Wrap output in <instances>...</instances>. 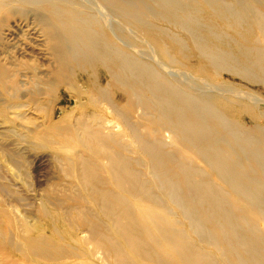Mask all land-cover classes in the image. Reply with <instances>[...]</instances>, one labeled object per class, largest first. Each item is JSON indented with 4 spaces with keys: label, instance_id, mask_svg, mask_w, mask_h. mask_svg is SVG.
Returning a JSON list of instances; mask_svg holds the SVG:
<instances>
[{
    "label": "bare ground",
    "instance_id": "6f19581e",
    "mask_svg": "<svg viewBox=\"0 0 264 264\" xmlns=\"http://www.w3.org/2000/svg\"><path fill=\"white\" fill-rule=\"evenodd\" d=\"M237 1L0 0V116L26 122L25 112L50 106L57 140L97 157L109 188L148 204L162 193L199 246L218 253L210 259L176 231L161 241L115 213L124 247L155 246L157 257H143L155 264H264V232L253 221L264 223V14ZM223 75L255 91L217 83ZM124 129L154 190L124 160ZM80 169L88 181L95 168ZM103 201L122 204L111 194ZM161 243L173 257L157 252ZM7 250L0 244V264H10Z\"/></svg>",
    "mask_w": 264,
    "mask_h": 264
},
{
    "label": "rangeland",
    "instance_id": "374dc122",
    "mask_svg": "<svg viewBox=\"0 0 264 264\" xmlns=\"http://www.w3.org/2000/svg\"><path fill=\"white\" fill-rule=\"evenodd\" d=\"M240 3L255 8V11L260 9L264 14V0H243ZM260 39L264 47L263 34ZM137 45L144 47L140 43ZM215 81L227 85L232 83L244 92L255 91L227 75ZM61 106L66 111L74 109L71 103ZM49 111L50 106L38 114L27 111L23 116L28 119L26 122L14 120L6 112L0 116V244L8 247L6 252L11 255L10 264H155L154 260L143 258L149 254L157 257L155 246L141 252L124 247L126 244L121 237L120 227L114 226L115 213L119 212L131 216L139 230L143 227L153 234L158 231L159 237L163 235L161 241L173 238L175 235L172 231H176L182 235L180 242L201 247V252L210 259L218 254L204 244L199 246L188 221L177 207L166 201L162 193H156L162 203L148 204L109 188L106 181L110 175L97 168L100 164L97 157L86 152L85 148L57 140L58 135L48 117ZM62 115L58 114L56 120ZM141 115L140 110L134 113L136 119ZM140 125L144 127L143 123ZM154 127L151 128L156 129ZM123 131L126 147L124 160L131 164V171L147 184V188L154 190L155 181L149 175L147 160L136 152L129 134L125 129ZM175 147H178L177 144L173 149ZM182 155L189 157L193 166L204 170L201 161L190 154L182 152ZM81 165L95 168L91 169L93 175H87L90 176L88 181L82 179ZM220 188L226 191V188ZM109 194L120 198L122 204L103 201ZM237 204L240 207L244 205L243 202ZM149 217L154 222L149 221ZM253 219L258 229L264 232V223ZM137 238L142 245L151 246L144 236L137 235ZM161 247L162 250L156 248L157 252L174 256L166 244L161 243ZM3 253L0 252V259ZM214 264L224 262L217 260Z\"/></svg>",
    "mask_w": 264,
    "mask_h": 264
}]
</instances>
